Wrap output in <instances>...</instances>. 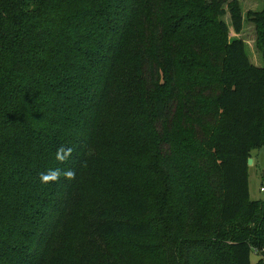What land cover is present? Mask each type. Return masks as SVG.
I'll return each mask as SVG.
<instances>
[{
    "label": "trees",
    "instance_id": "1",
    "mask_svg": "<svg viewBox=\"0 0 264 264\" xmlns=\"http://www.w3.org/2000/svg\"><path fill=\"white\" fill-rule=\"evenodd\" d=\"M226 6L239 35L240 0H0V264H264L248 164L264 146V64L229 38ZM250 17L264 58V10ZM187 94V148L212 178L199 186L174 150ZM115 157L164 171L153 200L81 191ZM59 234L67 254L47 251Z\"/></svg>",
    "mask_w": 264,
    "mask_h": 264
},
{
    "label": "rangeland",
    "instance_id": "2",
    "mask_svg": "<svg viewBox=\"0 0 264 264\" xmlns=\"http://www.w3.org/2000/svg\"><path fill=\"white\" fill-rule=\"evenodd\" d=\"M241 11L244 19L243 31L238 35L235 33L229 9L225 7L226 13L221 16V20L224 21L229 27V38H241L246 44V49L251 62L256 66H263L264 58L262 52L258 48L257 40V29L255 24L252 22L250 13L261 12L264 10V2L257 0H240ZM183 80L189 77L187 74H183ZM210 80H214L210 78ZM209 86L206 85V93L203 95V100H209L205 96L213 93V85L211 82H207ZM202 87V86H200ZM204 88V87H203ZM190 91V90H189ZM190 93V92H189ZM193 101V96L187 94V99L184 100L183 114H179V120L181 121V126H178L175 130V142L178 146L174 147V150L179 147V158L183 159L184 162L192 170L195 181L198 186L201 182H211L209 170V158L203 154V150L195 149V146L187 148L188 143H192L191 133L188 135L189 131L182 128L184 127L187 116L185 114V104L191 106ZM195 102V101H194ZM197 130L201 132V129L197 127ZM189 138V139H188ZM121 155V153H120ZM253 163L249 165V187H250V198L252 200H263L264 201V146L261 149L254 150L252 152ZM111 161L106 162H92L88 170L86 171L83 179V185L81 186L83 193L97 194L106 198L118 197L123 199L129 195V192H134L135 190L141 191L147 195L151 200H153V187L155 183L158 186H163L164 171L154 178L152 175H144L139 171V160H136L135 170L131 171L130 168L122 169L118 167L115 163L126 165L123 163L119 157L110 159ZM148 164H153V157H150ZM160 172V169H158ZM163 170V169H162ZM216 187L209 188V190L215 189ZM208 191L206 188H198L199 192ZM77 222L74 220L67 225V227L62 228H75ZM73 249V240L67 239L63 235L59 234L54 238V242L48 248V252L52 254H67ZM252 261L254 263L258 262V257L254 254L252 255Z\"/></svg>",
    "mask_w": 264,
    "mask_h": 264
},
{
    "label": "water",
    "instance_id": "3",
    "mask_svg": "<svg viewBox=\"0 0 264 264\" xmlns=\"http://www.w3.org/2000/svg\"><path fill=\"white\" fill-rule=\"evenodd\" d=\"M253 163L252 159H249L248 164L251 165Z\"/></svg>",
    "mask_w": 264,
    "mask_h": 264
},
{
    "label": "built area",
    "instance_id": "4",
    "mask_svg": "<svg viewBox=\"0 0 264 264\" xmlns=\"http://www.w3.org/2000/svg\"><path fill=\"white\" fill-rule=\"evenodd\" d=\"M262 191H264V189H262Z\"/></svg>",
    "mask_w": 264,
    "mask_h": 264
}]
</instances>
